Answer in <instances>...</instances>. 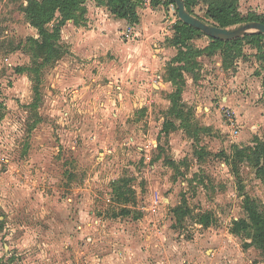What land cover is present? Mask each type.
<instances>
[{
  "label": "rangeland",
  "instance_id": "rangeland-1",
  "mask_svg": "<svg viewBox=\"0 0 264 264\" xmlns=\"http://www.w3.org/2000/svg\"><path fill=\"white\" fill-rule=\"evenodd\" d=\"M192 1L203 20L217 1L264 20V0ZM91 4L56 14L43 56L27 0H0V264H264L253 228L234 234L248 206L264 213V39L181 46L167 9L185 68L153 89L114 75L125 31L92 33ZM241 68L245 108L225 107Z\"/></svg>",
  "mask_w": 264,
  "mask_h": 264
},
{
  "label": "crops",
  "instance_id": "crops-1",
  "mask_svg": "<svg viewBox=\"0 0 264 264\" xmlns=\"http://www.w3.org/2000/svg\"><path fill=\"white\" fill-rule=\"evenodd\" d=\"M90 2L96 4L95 6L92 4L88 6L89 14L87 19H92V14L95 18L93 26L95 29L91 31L92 33L106 31L113 35L117 32L123 35L127 31H130L131 37H125L126 39L123 38L124 43L120 45L121 48L118 46V49H121L122 53L125 51L127 55L124 63L129 71L127 75L126 72L114 73L117 79L124 78L134 85H139L140 82L145 81L146 85L150 84L153 89L157 88L159 90V83H162L169 89L171 84L177 80L169 76V69L184 67L183 62L176 61L180 50L170 40L173 36L172 33L164 28L167 25L165 23V19L167 18L165 15L167 9L169 10V6H164V4L162 5L161 3L154 5L153 3L151 8L145 9L137 7L138 23L131 24L126 19L117 18L110 10L108 11L95 0H90ZM177 25L178 24H176V27ZM91 27L90 25L89 28ZM176 27L171 29L173 33H176ZM97 29L98 31H96ZM122 30L125 31L123 34L121 32ZM200 41H202V43H209L206 37L201 38ZM122 46L124 48H122ZM206 46L209 45L206 44ZM218 63L217 66H220ZM117 79L116 82L118 81ZM246 83L249 85V79L247 82V77L244 75L243 69L241 68V72L237 73L235 77L232 76L229 81L220 86V89H223L225 92L222 98L214 99L220 103L222 102L225 107L243 109L245 108V101L242 90L245 89ZM162 91L163 90H161V94ZM168 101L170 100L168 99ZM236 102L237 104H235ZM209 111L211 110L209 109Z\"/></svg>",
  "mask_w": 264,
  "mask_h": 264
},
{
  "label": "trees",
  "instance_id": "trees-1",
  "mask_svg": "<svg viewBox=\"0 0 264 264\" xmlns=\"http://www.w3.org/2000/svg\"><path fill=\"white\" fill-rule=\"evenodd\" d=\"M99 5L107 6L110 8V11L117 18L126 19L131 24L138 23V15L136 9L138 7L135 4L136 0H95ZM138 3L140 0H137ZM159 1V0H158ZM187 10L194 15L192 10V0H185ZM155 5V0H153ZM157 3V2H156ZM27 9L25 11L27 15V19L29 20L32 27H34L39 32L40 38L43 39V42L40 43L36 41L37 49L44 56L49 48H53L52 41L60 38V27L57 25L53 28V31H48L46 26L50 24L54 19L57 13L61 14L62 23L65 21H69L73 19L72 12L76 11L80 6V0H27ZM166 4H174L172 0H166ZM140 5V4H139ZM85 11V10H84ZM206 15L208 19L202 21L219 27V28H229L237 24L241 23H251V22H261L264 23L260 17L256 15H250L246 18L242 17L238 12L235 4L230 2H222L217 1L213 2L209 5L208 10L206 11ZM195 16V15H194ZM196 17V16H195ZM198 18V17H197ZM200 19V18H199ZM198 33L202 34L200 31L183 24L181 21H178V25L176 27V38L175 43L179 45H183L186 40H188L191 35ZM264 39L263 35H250L246 36L244 39H250L252 41H259L260 39ZM241 38L233 41H220L211 40V46H209L210 50H215L219 48L223 44H231L232 42H236ZM43 46V47H42ZM180 55H183L180 52ZM42 56V57H43ZM180 57L176 58V61H179ZM182 68H175L172 70L178 71L183 70ZM248 213V220L242 219L235 223L234 234H239L243 231H247L250 228L254 230L253 244L261 249L264 252V213L256 208L248 206L246 209ZM209 219L205 222L206 225H209Z\"/></svg>",
  "mask_w": 264,
  "mask_h": 264
},
{
  "label": "water",
  "instance_id": "water-1",
  "mask_svg": "<svg viewBox=\"0 0 264 264\" xmlns=\"http://www.w3.org/2000/svg\"><path fill=\"white\" fill-rule=\"evenodd\" d=\"M172 1L177 7V16L183 24L202 32L203 34L214 40L227 42L237 40L239 38L245 37L246 35L258 34L264 36V23L251 22L239 26L234 30H230L228 28H219L210 25L192 15L186 8L185 0Z\"/></svg>",
  "mask_w": 264,
  "mask_h": 264
},
{
  "label": "built area",
  "instance_id": "built-area-1",
  "mask_svg": "<svg viewBox=\"0 0 264 264\" xmlns=\"http://www.w3.org/2000/svg\"><path fill=\"white\" fill-rule=\"evenodd\" d=\"M152 5H153V0H140V7L141 8H145V9L146 8H151ZM169 10L177 18V7H176V5L175 4H170L169 5ZM124 35H125L126 38H130L131 37L130 31H127ZM160 203H161V199H160L159 194H155L153 199H152V202H151V205H150V209L153 210V211L158 210Z\"/></svg>",
  "mask_w": 264,
  "mask_h": 264
}]
</instances>
